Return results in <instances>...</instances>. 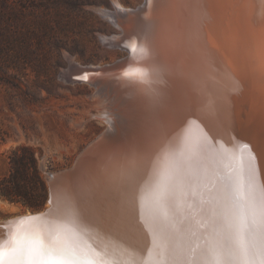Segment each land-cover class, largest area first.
<instances>
[{
  "label": "bare ground",
  "instance_id": "6f19581e",
  "mask_svg": "<svg viewBox=\"0 0 264 264\" xmlns=\"http://www.w3.org/2000/svg\"><path fill=\"white\" fill-rule=\"evenodd\" d=\"M118 2L121 16L131 17V11ZM147 6L142 20L132 19L123 29L125 58L108 67L77 68L80 78L105 93V108L116 117L105 119L110 127L94 138L99 139L98 145L78 156L68 182H51L59 211H69L68 218L28 230L38 235L53 232L61 244L94 264H167L161 261L166 259L167 243L154 232L153 213L158 214L163 233L176 231L177 219L197 197L194 189L208 180L212 170L225 168L224 186H213L216 189L206 193L210 201L198 211L201 242L191 243L198 251L219 226L226 183L231 178L244 179L247 153L239 142L251 146L258 167L256 180L264 189V0H149ZM149 22L154 28L148 40L151 55L145 58L139 46L145 43L141 28ZM137 69H153L154 74L143 79L125 77V71ZM161 150L187 161L178 184L175 215L156 200L150 169L144 170L145 162ZM134 160L140 170L130 183L127 169ZM137 197L149 200L148 215H140L151 233L150 244H138L132 237ZM123 207L131 212L129 224ZM124 215L132 239L127 245L118 240ZM74 224L76 228L71 227ZM10 234L7 231L3 239L0 234V242ZM254 264L264 260L257 257Z\"/></svg>",
  "mask_w": 264,
  "mask_h": 264
},
{
  "label": "rangeland",
  "instance_id": "374dc122",
  "mask_svg": "<svg viewBox=\"0 0 264 264\" xmlns=\"http://www.w3.org/2000/svg\"><path fill=\"white\" fill-rule=\"evenodd\" d=\"M148 1L0 3V127L6 133V141L0 143V176L9 172L11 149L19 144L30 146L48 196L47 175L76 162L80 151L110 127L105 119L111 121L116 115L107 112L105 93L80 78L77 68L108 67L125 58L124 28L132 19L142 20ZM116 2L130 10L131 17H122ZM22 7L27 11L21 25L28 42L25 46L16 35L19 21L3 16L8 8ZM8 24L9 37L5 38L3 28ZM27 212L33 211L0 198V221Z\"/></svg>",
  "mask_w": 264,
  "mask_h": 264
},
{
  "label": "snow or ice",
  "instance_id": "6c2138e0",
  "mask_svg": "<svg viewBox=\"0 0 264 264\" xmlns=\"http://www.w3.org/2000/svg\"><path fill=\"white\" fill-rule=\"evenodd\" d=\"M153 28L150 22L141 28L145 43L139 46V52L145 58L151 55L148 40ZM132 50H137L136 44L132 45ZM153 74V69L147 71L137 69L124 73L125 77L139 79L151 77ZM84 78L87 79L86 76ZM239 146L242 152L247 153L244 179L241 181L239 178H231L226 183L223 189L225 211L219 226L198 251L196 246H189L188 251L192 258L188 260V264H254L257 257L264 260V189L256 180L258 167L251 146L246 142H239ZM199 151L198 147L194 150L193 156ZM186 164L187 161L183 157L170 156L161 150L144 165L146 172L150 169L156 200L162 203L171 215L178 211L175 207V198ZM139 170V164L134 160L127 169L130 183ZM187 194L185 191L184 195ZM51 214L49 212L46 215ZM153 215L157 221L155 231L170 245L171 236L160 229L158 214L154 212ZM35 219L37 217L20 218V223L15 225L9 238L0 242V264H94L86 255L61 244L58 236L51 231L41 235L29 233L24 224ZM171 251V247L166 248V256Z\"/></svg>",
  "mask_w": 264,
  "mask_h": 264
},
{
  "label": "water",
  "instance_id": "95a60500",
  "mask_svg": "<svg viewBox=\"0 0 264 264\" xmlns=\"http://www.w3.org/2000/svg\"><path fill=\"white\" fill-rule=\"evenodd\" d=\"M98 144H99V139H97V138L94 139L92 142H89L88 145H86L80 151V153H79V155L81 154L80 157L82 158V155L84 156L86 152H88L94 146H96ZM78 156L76 157V160H77ZM77 164H78V162L77 163L73 162L68 168H65V169L57 171V172L49 173L46 177V180L48 183V196H47V201H46V207H44L43 209H41L39 211H33V212H27L24 214H19V215L10 217L6 220L0 221V234L2 235L1 238L2 239L5 238L7 231L11 230V232H12L14 230L15 225L20 223V218L37 217V219H35V220L25 222L24 227L27 230L34 227V225L36 226V224L38 226L39 225L44 226V224H46L45 226L51 227V226L55 225V223H56L55 221L57 219H59V221L60 220L64 221L63 218L66 216V214H68L69 211H66V212H64V211L62 212V210L59 211L58 200L56 197L57 192H56V189L53 188L54 186H53V183H51V182H54L55 180H56V182L60 181L62 183L68 182V180L72 177L73 171H75V167H77ZM210 174L211 175L208 178V180H206V182H204L202 185H199L198 188L194 189V193H195L194 195L195 196L197 195L196 198H198L197 200H199V201L196 202V200H195L196 198L195 199L193 198L194 201L190 200L189 204L187 205L186 212L184 213V211H183L182 213H184V214H181L180 218L177 219L178 228H176V231L175 230L172 231L169 229L168 234L171 236V244L169 245L167 241H166V243H167V248L171 247L172 251L167 254L166 259L161 260V259H159V257L161 256L160 255L161 252L159 250V252H160V253H158V259L159 260L164 261L167 264H188V260L190 258H192V254L188 251L189 245H191V243H193V245H195L196 243L201 242L200 237H199V231H197L198 230L197 227H199V226L196 224V220L198 218V211L202 210L208 204L207 202L210 201L208 199L206 200V193H210L209 191L211 189L215 190L216 186H218L221 189L224 186L223 182L227 178L226 177L227 172H226L225 168L223 170L221 169V171L218 169L217 170L214 169L210 172ZM221 182H222V185H214V184H219ZM213 186H215V187H213ZM201 196L203 197V199H201ZM139 200H140V204H139ZM141 200H143V201H141ZM137 201L138 202H137V211L136 212L138 213V217L134 221L135 225L133 226V228H134L135 236H132V237H133L134 241L136 240L138 242V244H143V243L150 244L151 243L150 242L151 233H148L145 222L143 221L144 219L141 218V215H140L141 212L146 213L148 215V212L146 210L149 208V203H148L149 200H148V202H144V201H146V199H142V198L139 199V197H137ZM199 203H200V205H199ZM47 204L49 206H47ZM219 205H220L219 211H221V206H222L221 201H220ZM210 208H212V205L210 206ZM123 211L126 212L125 214L128 218V224H129L131 212L126 211L124 207H123ZM123 211H121L122 214H124ZM214 211H215V209H214ZM49 212H51L52 214L46 215ZM215 213H216V211H215ZM187 215H188V217H187ZM65 218H68V217H65ZM69 222H63V223H67L68 225L72 224ZM121 223H123L122 226H121ZM204 223L207 225V221ZM75 224L71 225V227H75ZM152 224H153V220H152ZM120 227H121L122 231H121L120 236L118 237V240H120L121 243H125L127 245V243H130V241H132V239L131 240L129 239L130 234H129V230L127 227V223L125 221V215H124V218L122 219V222L120 219ZM152 228H153V226H152ZM193 230H195V236L193 235ZM154 232L156 233V235L157 234L160 235L159 233H157L155 231V226H154ZM196 232L198 235H196ZM35 234L38 235L37 233H35ZM126 236H128V238H126ZM190 238L192 241L190 240ZM158 241L160 242V238L158 239ZM161 242L164 243L163 240ZM144 251L140 250V252L145 254L146 251L145 252Z\"/></svg>",
  "mask_w": 264,
  "mask_h": 264
},
{
  "label": "trees",
  "instance_id": "16d2710c",
  "mask_svg": "<svg viewBox=\"0 0 264 264\" xmlns=\"http://www.w3.org/2000/svg\"><path fill=\"white\" fill-rule=\"evenodd\" d=\"M0 3L5 6L8 0H0ZM8 9L4 10L3 16L11 15L19 21L16 35L19 37L20 43L25 46L28 42H25L21 25L27 11H24L23 7ZM8 25V27L3 28L5 38L9 37L10 24ZM5 141L6 133L0 127V143ZM9 163V172L0 176V198L10 203L21 204L31 211L42 209L47 199V185L38 169L34 149L24 144L17 145L10 151Z\"/></svg>",
  "mask_w": 264,
  "mask_h": 264
}]
</instances>
